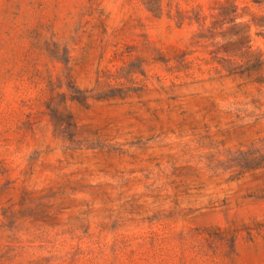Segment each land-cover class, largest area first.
<instances>
[{"label": "rangeland", "instance_id": "374dc122", "mask_svg": "<svg viewBox=\"0 0 264 264\" xmlns=\"http://www.w3.org/2000/svg\"><path fill=\"white\" fill-rule=\"evenodd\" d=\"M0 264H264V0H0Z\"/></svg>", "mask_w": 264, "mask_h": 264}]
</instances>
